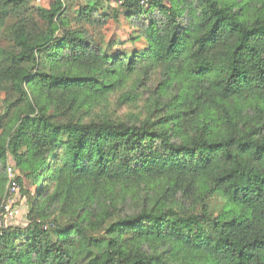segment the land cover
Masks as SVG:
<instances>
[{
	"label": "trees",
	"instance_id": "1",
	"mask_svg": "<svg viewBox=\"0 0 264 264\" xmlns=\"http://www.w3.org/2000/svg\"><path fill=\"white\" fill-rule=\"evenodd\" d=\"M143 1L0 0V264H264V0Z\"/></svg>",
	"mask_w": 264,
	"mask_h": 264
},
{
	"label": "rangeland",
	"instance_id": "2",
	"mask_svg": "<svg viewBox=\"0 0 264 264\" xmlns=\"http://www.w3.org/2000/svg\"><path fill=\"white\" fill-rule=\"evenodd\" d=\"M30 1H31V5L45 6V7H48L51 2V0H30ZM105 1H108L113 8H119L121 0H105ZM82 2L83 0H68V3L74 4L75 7L78 6L79 3L81 4ZM132 32H133L132 28L128 25V22L125 20L123 16H119V19L112 18L100 30V34L104 36L107 40H119L124 42V44L121 45L120 48H125L128 51L132 50L133 48H142L144 46V44H142V42L140 41L136 43L130 41L129 38L131 37ZM0 43L2 45L9 44L8 39H6V37L3 34L0 35ZM159 78L157 75L153 74L152 79L149 80L142 89L144 90H149L148 88L153 89L157 85ZM148 95L149 92L142 95L140 99H138V101L135 102L134 104H130V103L122 104L119 101L120 94H112L111 97L109 98L108 103L104 106H101L98 110L107 112L119 118L129 114H133V116L139 117L140 115L144 114L146 98ZM12 163L13 160L8 161L9 165ZM25 188L27 192L30 194L34 192L36 186L29 183L28 181H25ZM21 189L22 186L20 184L19 193L17 195H14L12 198L13 206L16 207L19 212L17 214V217L14 219V221L11 224L17 226L26 225L27 211L29 208L28 196L30 195H28V193L24 196L21 195L22 194ZM8 190H9V184L7 185V191ZM6 195L4 199H2V201L0 202V205L5 200Z\"/></svg>",
	"mask_w": 264,
	"mask_h": 264
},
{
	"label": "built area",
	"instance_id": "3",
	"mask_svg": "<svg viewBox=\"0 0 264 264\" xmlns=\"http://www.w3.org/2000/svg\"><path fill=\"white\" fill-rule=\"evenodd\" d=\"M149 0H144L143 3ZM14 164H8L7 174L9 177V190L3 203L0 205V232L6 226L11 224L14 219L17 217L18 210L13 206L12 198L14 195H17L20 191V183L16 178V171L14 169Z\"/></svg>",
	"mask_w": 264,
	"mask_h": 264
}]
</instances>
